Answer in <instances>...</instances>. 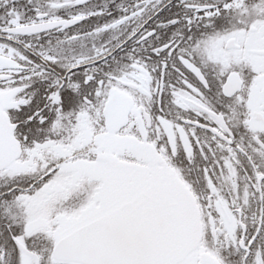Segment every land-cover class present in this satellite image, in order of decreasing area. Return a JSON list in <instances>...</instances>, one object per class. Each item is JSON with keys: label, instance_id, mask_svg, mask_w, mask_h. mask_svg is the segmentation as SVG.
I'll return each mask as SVG.
<instances>
[{"label": "snow or ice", "instance_id": "obj_1", "mask_svg": "<svg viewBox=\"0 0 264 264\" xmlns=\"http://www.w3.org/2000/svg\"><path fill=\"white\" fill-rule=\"evenodd\" d=\"M0 264H264V0H0Z\"/></svg>", "mask_w": 264, "mask_h": 264}]
</instances>
